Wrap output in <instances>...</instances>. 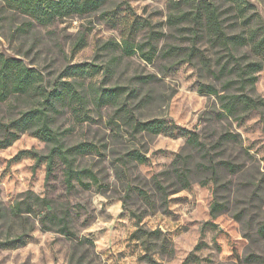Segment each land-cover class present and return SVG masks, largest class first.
Returning <instances> with one entry per match:
<instances>
[{
	"label": "rangeland",
	"instance_id": "obj_1",
	"mask_svg": "<svg viewBox=\"0 0 264 264\" xmlns=\"http://www.w3.org/2000/svg\"><path fill=\"white\" fill-rule=\"evenodd\" d=\"M171 1L114 0L92 14L55 19L47 25H31V19L19 13H7L0 21V53L39 72L46 86L58 80H77L85 85L122 87V99L134 118L165 119L168 126L164 134L132 135L124 119L114 114L116 107L105 106L96 113L89 105L90 117L84 121L67 106L59 110L53 114L52 127L66 145L88 142L100 147V153L89 149L77 161L80 168L96 174L98 182L92 183L84 175L81 183L74 181L69 192L63 183V164L57 158L47 183L44 163L32 174L33 159H13L22 150L45 154L48 147L43 141L24 132L0 149V203L8 208L31 191L51 200L58 214L67 212L70 229L87 240L81 244L54 229L44 231L32 215L26 225L23 214L21 219L3 224L0 240L8 231L20 233L29 224L34 229L23 243L0 247V264H264V236L258 232L264 223L261 111H252L239 121L219 117L218 100L197 91L201 83L221 86L203 59L209 58L213 67L214 55L206 44L199 45L201 57L192 61L174 57L171 65L173 59L160 57L168 44H189L166 25ZM248 1L264 21V0ZM13 23L27 24V32L12 33ZM150 30L157 32L151 62L138 52L129 55L108 44L110 40L120 44L127 38L135 45L145 41ZM160 32L165 35L160 36ZM81 36L83 42L75 48ZM76 64L85 67L72 70ZM140 75L155 78L142 83L136 79ZM131 89L136 95L128 94ZM255 95L264 100V71L259 73ZM29 106L25 99L0 102V119L18 118ZM111 116L116 123L109 125ZM173 124L199 134L217 164L219 179L200 185L197 180L207 174L195 173L188 188L164 201L155 180L164 185L171 182L161 172L170 167L175 156L189 155L191 166L203 161ZM224 132L237 134V141L218 146V137ZM133 151L143 154L146 161L128 159ZM221 161L241 168L231 174ZM116 167L123 169L122 178L115 176ZM214 194L221 204L215 220L210 216ZM249 255H254L250 261L246 259Z\"/></svg>",
	"mask_w": 264,
	"mask_h": 264
},
{
	"label": "trees",
	"instance_id": "obj_2",
	"mask_svg": "<svg viewBox=\"0 0 264 264\" xmlns=\"http://www.w3.org/2000/svg\"><path fill=\"white\" fill-rule=\"evenodd\" d=\"M112 1L114 0H0V21L7 18V13H12L14 16L19 13L30 18L31 25L34 23L47 25L55 19L92 14ZM116 1L124 2V0ZM166 25L170 30L175 31L182 41L189 43L188 46L168 44L161 50L160 57L173 59L171 65H174V57H179L180 61H192L201 54L199 49L201 44H206L212 51L213 67L209 63V58L203 57V59L208 62L207 67L212 77L221 82L220 89L211 84L201 83L197 91L200 94L214 96L218 100L219 117H230L239 121L252 111H261L264 122V100L255 95L259 73L264 71V21L251 2L172 0ZM27 27L25 23H13L11 32L23 34L27 32ZM155 33L157 32L150 30L147 39L135 45H132L127 38L122 39L120 44L113 40L108 41V44H114L129 55L138 52L142 59L151 62L156 52L152 41ZM159 35L165 34L160 32ZM82 42L83 36L74 47H80ZM84 67L82 64H76L71 69L76 71ZM154 78V75L136 77L142 83H149ZM124 91L122 87L85 85L77 80H58L48 87L39 72L26 66L16 57H8L0 53V102H8L11 98L25 99L30 105L18 118L0 119V149L10 146L21 133L28 132L46 143L48 147L45 154L34 149L22 150L13 158L33 159L32 174L41 163H44V182L47 183L53 176L57 158L63 164V183L67 192L74 188V181L81 183L84 175L89 177L92 183L98 182L96 174L89 168H80L77 161L79 155L89 149L100 153L99 145L88 142L66 145L62 135L52 127L53 114L67 106L73 114L84 121L85 118L90 117L89 105L96 113L105 106H111L116 107L114 114L124 119L123 123L130 128V134L144 132L153 135L164 134L168 127L165 119L137 120L130 114L131 111L127 109L126 102L121 96ZM128 94L136 95V91L131 89ZM108 122L109 125L116 123L112 116ZM173 126L187 136L186 144L194 149L203 161L191 166L189 155L179 153L175 156L170 167L161 172V175L168 180L171 179V182L164 185L160 179L155 180L156 191L164 201L170 194L188 188L195 173L207 174L205 178L197 180L200 185H205L208 180L216 183L219 179L217 164L212 162L206 144L200 140L199 134L194 130L180 128L174 124ZM237 137V134L224 132L218 137L217 145L235 142ZM128 157L138 163L146 161V157L138 151L131 152ZM121 161L127 162L125 159ZM220 164L231 174L237 173L241 168L239 164L231 161H221ZM115 176L122 178L123 169L116 167ZM220 207L221 204L217 202L214 194V201L210 207L211 219L217 218ZM23 214H25L23 222L26 225L29 223V216L32 215L37 218L40 228L44 231L54 229L61 235L77 239L81 244L87 241L78 238L70 229L67 212L58 214L53 210L51 200L31 191L26 192L21 200L15 201L8 208L0 203V229L5 223L21 219ZM33 229L34 225L29 224L20 233L8 231L0 240V247L23 243ZM258 232L264 236V223L258 227ZM89 243L93 245V242ZM253 257L254 255H249L246 259L250 261Z\"/></svg>",
	"mask_w": 264,
	"mask_h": 264
}]
</instances>
